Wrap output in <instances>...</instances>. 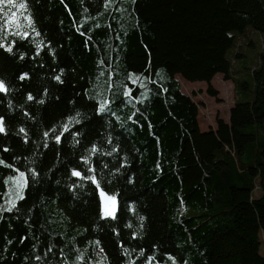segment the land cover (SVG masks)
<instances>
[{
	"label": "trees",
	"instance_id": "16d2710c",
	"mask_svg": "<svg viewBox=\"0 0 264 264\" xmlns=\"http://www.w3.org/2000/svg\"><path fill=\"white\" fill-rule=\"evenodd\" d=\"M250 29L264 0L0 3V264H264V52L245 101L233 68ZM217 74L235 103L202 130L178 77L218 97Z\"/></svg>",
	"mask_w": 264,
	"mask_h": 264
},
{
	"label": "rangeland",
	"instance_id": "374dc122",
	"mask_svg": "<svg viewBox=\"0 0 264 264\" xmlns=\"http://www.w3.org/2000/svg\"><path fill=\"white\" fill-rule=\"evenodd\" d=\"M240 41V40H239ZM239 49L243 55L233 64V68L237 69V77L241 80L248 82L250 84L249 88H243L242 100H246L252 94H254V82L250 69L256 67L259 62L260 53L264 52V34L259 31L250 29L249 36H244L240 42ZM232 50L228 52V56L231 58ZM241 65H245L246 69L242 68ZM182 90L184 92H189L193 100L199 106V121L201 128H209L215 125L216 118L219 116L225 120H228L231 112V105L235 101V86L231 81H227L223 76H217L213 82V87L218 91V97L211 96L208 93L207 83H189L188 80L183 77H178ZM210 122V123H209ZM16 187L9 189L4 197L3 207L7 208L11 202L9 196L13 198L14 192H18L23 182L19 178H15ZM264 191H260L259 195ZM262 246L260 249L261 254L264 256V230L261 232Z\"/></svg>",
	"mask_w": 264,
	"mask_h": 264
},
{
	"label": "water",
	"instance_id": "95a60500",
	"mask_svg": "<svg viewBox=\"0 0 264 264\" xmlns=\"http://www.w3.org/2000/svg\"><path fill=\"white\" fill-rule=\"evenodd\" d=\"M0 120H2V123H3V119H0ZM75 172H78V171H75ZM75 177L80 178L81 173L79 176H75ZM98 194H99V198H100L101 209H102V212L104 213V215H105V212L107 211V212H110L111 214L105 215L106 217L115 218V216L119 210V198L110 195L105 190H103L101 187L98 188Z\"/></svg>",
	"mask_w": 264,
	"mask_h": 264
},
{
	"label": "snow or ice",
	"instance_id": "6c2138e0",
	"mask_svg": "<svg viewBox=\"0 0 264 264\" xmlns=\"http://www.w3.org/2000/svg\"><path fill=\"white\" fill-rule=\"evenodd\" d=\"M7 3V4H9V5H12L13 4V0H0V3ZM25 5H23V4H20L18 7H20V8H23ZM14 15V14H13ZM4 16L5 17H9V12H4ZM9 20L11 21V17H9ZM0 47H3V45H0ZM9 51H11V48H9L8 49ZM23 78V77H22ZM5 90V86H4V84H3V82L2 81H0V91H4ZM29 99H31V97H29ZM4 131V128H3V124H2V120H0V132H3ZM21 131H23V129H21ZM23 173H21L20 174V177L22 178L23 177ZM73 175H75V176H79L80 175V173L79 172H73ZM18 198H21L22 199V197H18ZM114 199V198H113ZM7 211H11V208H8V209H6ZM111 213L110 212H105V215H110Z\"/></svg>",
	"mask_w": 264,
	"mask_h": 264
},
{
	"label": "crops",
	"instance_id": "0c3cea01",
	"mask_svg": "<svg viewBox=\"0 0 264 264\" xmlns=\"http://www.w3.org/2000/svg\"><path fill=\"white\" fill-rule=\"evenodd\" d=\"M241 67L242 68H244L245 67V65H241ZM238 69H239V67H238ZM217 76H223L222 74H217L215 77H214V79L217 77ZM223 78H224V76H223ZM213 79V80H214ZM213 80H212V82H213ZM227 81H231V80H227ZM187 82H189V83H206V82H202V81H198V82H190V81H187ZM232 82V81H231ZM233 83V82H232ZM234 84V83H233ZM208 85V84H207ZM184 92V91H183ZM184 93H186L187 95H189L190 96V94H189V92H184ZM234 103H235V101H234ZM234 103L231 105V109L233 108V106H234ZM230 114H231V112H230ZM229 119H230V117H229ZM229 119L228 120H226V121H229ZM210 123V122H209ZM216 128V123H215V125H213V126H211V124H209V128ZM209 128H202V130H207V129H209ZM257 195V194H256Z\"/></svg>",
	"mask_w": 264,
	"mask_h": 264
},
{
	"label": "built area",
	"instance_id": "2783aa9c",
	"mask_svg": "<svg viewBox=\"0 0 264 264\" xmlns=\"http://www.w3.org/2000/svg\"><path fill=\"white\" fill-rule=\"evenodd\" d=\"M261 189H262V188L260 187L259 184L256 185L255 190H254V193H255V194L259 193V192L261 191Z\"/></svg>",
	"mask_w": 264,
	"mask_h": 264
}]
</instances>
